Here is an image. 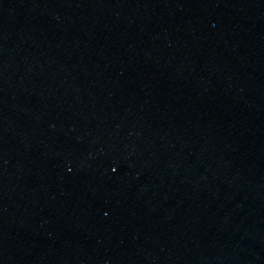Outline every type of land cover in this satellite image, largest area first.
<instances>
[{
  "label": "water",
  "instance_id": "1",
  "mask_svg": "<svg viewBox=\"0 0 264 264\" xmlns=\"http://www.w3.org/2000/svg\"><path fill=\"white\" fill-rule=\"evenodd\" d=\"M0 264H264V0H0Z\"/></svg>",
  "mask_w": 264,
  "mask_h": 264
}]
</instances>
